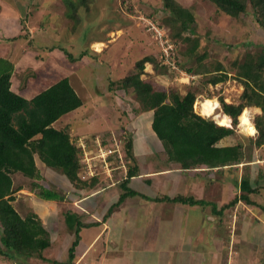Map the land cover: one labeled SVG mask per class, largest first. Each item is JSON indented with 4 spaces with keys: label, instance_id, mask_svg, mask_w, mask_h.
<instances>
[{
    "label": "rangeland",
    "instance_id": "374dc122",
    "mask_svg": "<svg viewBox=\"0 0 264 264\" xmlns=\"http://www.w3.org/2000/svg\"><path fill=\"white\" fill-rule=\"evenodd\" d=\"M97 1L106 8L99 9L100 13L94 20L93 28L96 30L93 29V38L97 36L95 42L87 44V33L81 36V28L85 25L81 20H87L88 15L95 12L93 7L88 10L87 15L82 14L84 10L77 5L78 15L75 11L73 17H67L69 8L62 0H0V58H6L14 64L12 91L29 100L58 80L68 78L83 104L80 109L62 117L53 126L65 130L73 144L79 148L78 164L81 168L86 169L84 158H96L95 165L93 160L89 163L95 176H98L94 184L90 180L86 184L70 182L61 172L46 167L35 156L40 179L34 182L56 192L62 198L59 201H47L37 196L39 188L32 187V180L20 173L11 174L15 190L12 206L22 218L31 213L37 216L50 238L51 246L42 253L48 261L31 258L25 264L65 263L68 249L74 240V233L64 220L66 212L76 214L83 224L102 225L109 205L116 202L122 193L119 182L125 178L127 169L137 166L144 171L147 168L156 170L167 166V156L160 143L154 134L147 136L152 112L140 114V105L132 92L118 86V81L122 78L137 72L135 63L143 57L153 56L157 61L160 60L159 43L151 36L152 31L158 29L156 25H161L168 36L176 41L171 49L178 70H161L156 66L157 70L154 65L147 63L141 78L158 90L176 91L180 95L186 94L188 90L192 91L196 96L193 106L196 114V103L203 100L217 101L219 107L215 115L202 118L229 128L232 121L224 116L220 101L234 105L242 102L244 86L237 77L239 65L246 61L248 54L255 55L260 46L264 45V31L257 27L251 10L233 19L218 13L205 0H174L188 9L194 20L190 29L186 30L188 32H185L171 20L172 14L165 11L162 0ZM147 21L152 22V30L145 27ZM79 45L83 49L81 51L86 52L81 58H78L79 50H75ZM63 49L72 56L69 57ZM219 65L221 72L216 71ZM189 69L193 71L190 72ZM222 73L226 74L225 80L216 85L210 83V80ZM244 109L238 118L235 135L221 141L225 146L237 143L243 145L246 157L241 162L244 163L243 166H231L226 177H223V184L215 187L216 191L199 196L186 190V196L183 197L189 202L195 197L193 200L196 203L191 207L201 211L203 216L199 228H194L195 233L198 230L199 238L195 244L190 245H195L196 251L206 248L214 251L218 258L215 264H226L224 259L227 256V264H264V225L258 226L256 221L258 215L262 214L261 217H264V145L255 147L250 141V138L254 140L257 136L255 130L252 137L250 129L254 127V119L261 114V110L255 106H246ZM122 137L133 141V161L123 154L125 144ZM109 151H115L117 155L109 154ZM253 160L259 162L249 165ZM246 173L249 174L252 189L256 190V193L248 195L249 199L257 202L258 206L242 202L237 208L226 209L221 215L217 214L218 211L214 212V207L219 210L234 197L241 195L239 183ZM261 174L262 177H259ZM209 175L202 173L204 184L209 186V183L216 185L220 182L217 173ZM145 183L133 188L141 193L151 192L153 189L148 188V179H145ZM257 185L260 189H257ZM176 189V196L181 197V186ZM220 189H223L222 193ZM202 196L207 199H202ZM135 201L137 198H131L128 204ZM189 202L183 203L185 205L181 209L187 210ZM120 209L115 216L119 217L116 223L121 239L124 240L128 233H125L128 221L122 219L125 210ZM208 213L214 216L215 225L209 221V217H204ZM192 220L198 222L199 219ZM162 221L165 222L166 219ZM245 221L249 222L248 225L244 224ZM139 224L143 223L138 222V227ZM96 228L92 226L81 230V247L79 246L78 252L76 248L77 257L73 263L89 264L94 260L98 264H131V259L121 260L126 256L118 255V258L117 254H112L114 247L121 245L115 244L113 247L111 234L98 239L103 232L100 229L98 233L99 229ZM142 230L145 232L142 233ZM142 230L138 239L144 237L147 231L151 233V228ZM162 231L163 229L159 233L162 234ZM212 233L217 234L220 239L215 237L217 241H210L208 237ZM95 234L99 236L96 237ZM235 235H238L236 239ZM205 258L204 263L208 264L210 259ZM5 260L11 262L6 258ZM169 260L173 262L171 264H176V260Z\"/></svg>",
    "mask_w": 264,
    "mask_h": 264
},
{
    "label": "trees",
    "instance_id": "16d2710c",
    "mask_svg": "<svg viewBox=\"0 0 264 264\" xmlns=\"http://www.w3.org/2000/svg\"><path fill=\"white\" fill-rule=\"evenodd\" d=\"M162 1L165 11L172 14L171 20L180 26L181 31L188 32L186 30L190 29V24L194 21L189 10L181 7L174 0ZM205 1L211 3L218 13L233 19L251 10L257 27L264 31V0ZM62 2L69 8L67 17H73L75 11L78 15L77 5L84 10L82 14H86L91 7L95 9L93 14L88 15L87 13V20H81L85 23L81 28V36H85L86 32L87 44L95 42L97 36L93 38L94 20L100 10L105 9L106 6H100L97 0H75V2L62 0ZM149 17L153 19L152 16ZM191 32L194 30L191 29ZM170 39L176 42L172 36ZM75 50H79L78 58L86 55V52L81 51L83 49L80 45ZM63 51L67 53L65 49ZM67 55L72 56L69 53ZM147 63L154 65L156 69L157 67L161 70L168 69V66L162 65V61H157L153 56L143 57L135 63L137 72L122 78L118 81V86L125 91L132 92L136 102L140 105V114L152 112L150 122L147 121L150 127L147 136L150 133L154 134L168 161L176 163L182 170L193 169L198 165L214 169L240 164L246 158L241 143L227 147H218L217 144L220 140L235 135L238 118L246 106H255L261 110V114L254 119L257 136L254 140L250 138V141L255 147L264 145V45L260 46L255 55L248 54L246 61L239 65L237 77L244 86L241 95L242 102L234 105L220 101L222 112L231 118L230 128L219 126L213 120H207L196 114L193 110L196 96L192 91L188 90L186 94L180 95L176 91L158 90L149 81L142 79L141 75ZM178 65L182 66L180 63ZM220 68L219 65L216 71L221 72ZM14 69L12 62L6 58H0V256L14 264H25L24 262H28L31 258L48 261L42 253L51 246L50 238L37 216L31 213L22 218L12 206L15 190L11 174L20 173L32 180V187L39 188L37 196L47 201H59L62 198L56 192L45 189L34 182L40 179L35 156L46 167L61 172L70 182L86 184V181L90 180L91 184H94L98 176L81 180V170L78 164L79 148L73 144L65 130L56 129L53 126L56 121L80 109L83 104L68 78L58 80L28 100L11 89ZM225 79L226 74L222 73L221 76L210 80V83L216 85ZM122 141L125 144L123 154L133 161V141L124 137ZM115 153L114 151L112 155ZM137 172V166H131L125 171V178L119 182V189L122 193L116 202L109 205L103 216V222L118 211L127 199L139 195L129 186ZM245 175L239 183L241 195L234 197L219 210L214 207V212L218 211L217 214L221 215L226 209L234 208L242 202L254 207L258 206L257 202L249 199L248 195L256 193V190L252 189L249 183V174ZM259 177H262V174ZM257 189H260L259 185ZM149 200L182 204L189 202L179 196ZM195 203L196 201L191 199L189 205ZM64 220L72 229L74 240L68 249L67 261L63 264H73L81 230L97 226L98 223L83 224L81 219L71 212H66Z\"/></svg>",
    "mask_w": 264,
    "mask_h": 264
},
{
    "label": "crops",
    "instance_id": "0c3cea01",
    "mask_svg": "<svg viewBox=\"0 0 264 264\" xmlns=\"http://www.w3.org/2000/svg\"><path fill=\"white\" fill-rule=\"evenodd\" d=\"M222 140L218 142V147L232 146H225L221 144ZM166 160L167 166L160 169L153 170L152 168H147L148 170L146 169L141 171L137 168V175L132 178L129 186L139 195L148 199L138 195L132 197L135 199L137 198V201L133 202V204H128V201L131 199L129 198L121 207V209L125 210L122 219H124V221H128V228L125 230V233L128 232L125 234L126 238L124 240L121 239L122 235L118 229V224L116 223L119 220V217L115 216L117 212H120L118 210L113 213L109 219L104 221L102 225L96 226V229H99L98 233H100V229H102L101 233L103 232L98 239L104 237L106 234H111L113 247L115 244L121 245L114 247L112 254H117L118 258V255H120V257L126 256L125 258H121V260L131 259V264H171L173 262L169 260L170 258L176 260V264H206L204 263V260H206L205 257L210 259L208 264H215L216 259L218 258L216 257L217 254L214 253V251H210L207 248L196 251L195 245H190L195 244V241L199 238L197 235L198 230L195 233L194 228H199L200 220L203 217L201 211H197V209L191 207L192 205H189L187 208V210H189L187 211L185 208L181 209L182 206L185 205L182 203H171L167 201L154 202L149 199H160L163 197L174 198L172 196H176V193L178 192H176L177 186H181L183 190L181 197L186 196V190H190V192H193L194 194H199V196L202 194L205 195L206 193L210 194L212 190L216 191L215 187H220L221 184H223V177H226L225 174L230 166L209 169L198 165L193 169L182 170L176 163L168 161L167 158ZM257 161L259 162V160ZM258 162L253 160L250 161L249 165H256L255 163ZM243 164L244 163H240L236 167L241 168ZM262 164H264V159H262ZM202 173H207V176H210L209 174L211 173H217L220 178V182L216 183V185H210L209 183L208 186L207 184H204ZM145 179H148L149 181L148 188L153 189L151 192L141 193L137 189L133 188H138L139 184L145 183ZM222 190L220 189L221 193ZM106 193L107 192L105 191L104 194ZM228 194H230V192ZM202 199L207 198L202 196ZM209 214L211 213H208L206 216L204 215V217H209V219H211L209 221L214 222L215 225L214 216H210ZM261 215H258L256 218L258 226L264 225V217H261ZM161 218L163 220L166 219V221H162ZM193 218L194 220L199 219L198 222L193 221ZM138 222H142L143 224H139L138 227ZM248 223L249 222L246 223V221L244 222L245 225H248ZM185 226H187V228ZM142 228H146L147 230L148 228H151V233H148L147 231L144 237L138 239V234L145 232ZM161 229H163L162 234H164V236L159 233ZM212 234L208 237L210 238V241H217V239H220L219 236L217 237V234ZM95 236L97 237L99 234H95ZM237 236L238 235H235L234 239H236ZM106 238H108V236H106ZM79 246L81 247V245H78L77 252ZM204 250H206V252ZM87 251H89V248ZM81 255L83 254L81 253ZM89 259H91V257ZM224 260L227 261L226 264L229 263L228 256ZM0 264L14 263L6 261L4 257L0 256ZM89 264H98V262L93 260Z\"/></svg>",
    "mask_w": 264,
    "mask_h": 264
},
{
    "label": "built area",
    "instance_id": "2783aa9c",
    "mask_svg": "<svg viewBox=\"0 0 264 264\" xmlns=\"http://www.w3.org/2000/svg\"><path fill=\"white\" fill-rule=\"evenodd\" d=\"M148 24L145 25V27H149L150 30L153 29V25H152V22H148ZM156 27L158 29L152 31V38L156 41V43L158 44V46L160 47V60L162 61V65L167 63V64H170V65H167L168 68H171L173 70H178L177 69V65H176V59L175 57L173 56L174 53H172V49L171 47L174 48V43L171 41L170 37L168 36V34L166 33L165 29H163L161 26H157ZM148 28V29H149ZM182 73V72H181ZM113 153V151H109V154ZM86 153H84L85 155ZM86 160V169L84 168H81L80 167V170H81V178L82 180H87L88 178L90 177H93L95 176V173L92 169V165L89 163V161L93 160L94 164H96L95 162V159L96 158H92V159H87V158H84ZM102 160V158H100ZM86 171V172H85ZM86 174L87 177H85L86 175H83V174Z\"/></svg>",
    "mask_w": 264,
    "mask_h": 264
},
{
    "label": "bare ground",
    "instance_id": "6f19581e",
    "mask_svg": "<svg viewBox=\"0 0 264 264\" xmlns=\"http://www.w3.org/2000/svg\"><path fill=\"white\" fill-rule=\"evenodd\" d=\"M99 44H101V43H99ZM93 47H95V46H93ZM98 47L99 46L97 45L96 48H98ZM218 107H219V104H218L217 101H213V100H203V101H200V102L196 103L195 110L198 112V114L200 116L209 117V116L215 115L216 110L218 109ZM224 116L226 118H230V117H227L225 114H224ZM217 122H218V120H217ZM255 133H256L255 132V128L254 127H251L250 134L252 136H254Z\"/></svg>",
    "mask_w": 264,
    "mask_h": 264
},
{
    "label": "clouds",
    "instance_id": "9594fccd",
    "mask_svg": "<svg viewBox=\"0 0 264 264\" xmlns=\"http://www.w3.org/2000/svg\"><path fill=\"white\" fill-rule=\"evenodd\" d=\"M161 26V25H160ZM162 27V26H161Z\"/></svg>",
    "mask_w": 264,
    "mask_h": 264
}]
</instances>
